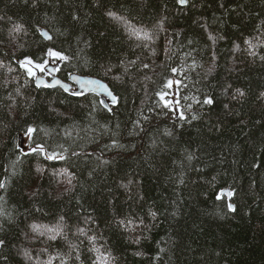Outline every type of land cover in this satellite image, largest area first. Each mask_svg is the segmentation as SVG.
Wrapping results in <instances>:
<instances>
[{"label":"trees","instance_id":"1","mask_svg":"<svg viewBox=\"0 0 264 264\" xmlns=\"http://www.w3.org/2000/svg\"><path fill=\"white\" fill-rule=\"evenodd\" d=\"M25 57L117 102L37 87ZM261 57L264 0H0V264H264Z\"/></svg>","mask_w":264,"mask_h":264},{"label":"snow or ice","instance_id":"2","mask_svg":"<svg viewBox=\"0 0 264 264\" xmlns=\"http://www.w3.org/2000/svg\"><path fill=\"white\" fill-rule=\"evenodd\" d=\"M189 2V0H177V3L180 4V5H187ZM110 16H112L114 19H119L118 17L115 16L114 13H111L109 12L108 13ZM21 30L20 26L17 25L13 28V31L15 32H19ZM41 35L47 39V40H51L52 37L47 33V32H44L42 31L41 32ZM209 39H213L214 38L210 35L209 36ZM246 43H250V41H246ZM253 55H255V53H252ZM47 55L49 57H52L53 59H59V60H67L68 57L62 55L60 52L58 51H54L52 49H48V53ZM261 59H264V57H261ZM20 65L22 68H25L26 71L28 72V75L29 76H35V71L34 69H38L40 72H45L46 70L49 72V74H51V71H54L52 69H48L47 68V65H48V61L47 60H44L43 63H39V64H36L34 63V61L32 60L31 57H25L24 60L22 61H19ZM173 72L176 71V69H173L172 70ZM77 81L81 84L82 87H84L85 85H97L98 87L100 88H103L104 91L107 93V95L111 98L112 102L113 103H116L117 102V98L110 92L107 90L106 86L104 85H101L99 81L97 80H79V78H76ZM44 81L43 80H40V79H37V86H40L41 84H43ZM57 84H61V82L59 80H54L53 81V84L52 85H45V86H54V85H57ZM172 84V81H168V86L170 87ZM61 86L64 88L65 91H68V86L67 85H63L61 84ZM94 90V89H92ZM75 94H79V93H75ZM160 95V98L161 100H164V96L166 94H159ZM240 95H243V93L241 92ZM171 102L170 101H165L164 103V107H168L169 104ZM178 103V102H177ZM204 104H208V105H211L213 103V100L211 98H206L204 101H203ZM197 117L193 116L192 119H196ZM180 119L181 120H184L186 119L185 116L183 115V113L180 114ZM34 131L33 128H28L27 130V133L26 135H29ZM169 135H171V133H168ZM31 152L33 153H40V154H44L45 153V149L42 145H37L35 148H32L31 149ZM27 154V153H25ZM47 159L49 160H53V159H64V157L62 155H58L56 153H50V154H47L46 156ZM187 159L191 160L192 159V155L189 154ZM103 163H108V161H103ZM37 171H40V169H37ZM69 183H71V177H69ZM6 187V184L5 182L3 181H0V189H5ZM126 187V186H125ZM233 193L232 192H227L226 195L228 196H231ZM220 198V197H218ZM0 200H3V197H0ZM227 207L229 208V210H232V211H235V207L233 204H228ZM0 215H6V213L3 212L2 209H0ZM153 216L155 215L154 213L152 214ZM62 221H63V218H61V223L57 224L55 227H47V226H44V225H39V224H31L30 225V228H31V231L33 233H36V234H39L40 236H43L45 235V232H48V233H51V235H49L48 239L49 240H55L57 238V236H59L63 230V226H62ZM121 223H124L123 221H121ZM127 223L131 224L132 221H128ZM142 221L140 222L139 225H137V227H140L142 226ZM43 229V230H42ZM78 231H80L81 233H83V229H78ZM6 246V241L3 239V238H0V247H4ZM95 251L97 253H100V250L99 249H95ZM29 254L27 252H25V256H28ZM3 259H7V257H3ZM110 259H111V256H110V253L105 255L103 253H100L92 262V264H110ZM47 264H52V259L50 258L48 261H47ZM61 264H66V261H62Z\"/></svg>","mask_w":264,"mask_h":264},{"label":"water","instance_id":"3","mask_svg":"<svg viewBox=\"0 0 264 264\" xmlns=\"http://www.w3.org/2000/svg\"><path fill=\"white\" fill-rule=\"evenodd\" d=\"M42 31L47 32L45 29L42 28V29L40 30V34H41ZM47 33H48V32H47ZM48 34H49V33H48ZM41 36H42V35H41ZM42 37H43V36H42ZM43 39H45V38L43 37ZM45 40H47V39H45ZM55 67H56V66H54V65H50V64H48L47 68H48V69H52V70H54V71H51L52 78H51L50 80H47L45 77L40 76V75L38 74V76L36 77V84H37V79H40V80H43V81H44V83L41 84L40 86H42V85H52L54 80H59V81L61 82V84H63V85H67V86H68V89H69L68 91H70V90H71V84H70L69 82L63 81V80L60 79L59 77L54 76ZM76 78H79V80H81V81H83V80H97V81L100 82L101 85L106 86L107 90L110 91V92L114 95V93L111 91V89L109 88V86L107 85V83L104 82L103 80L97 79V78H95V77H91V76H83V75H79V74H71V75L69 76V80H70V82H71V83H74V84L76 85V89L73 91V93H79V94H80V93H88V92H92V93H94V94H96V95H98V96L100 97L101 101L103 102V104H104L105 106H107V103H108V102H112L111 98L107 95V93L104 91L103 88H100V87H98L97 85H85L84 87H82L81 84L77 81ZM61 84H57V85L50 86V87H59V88L64 89V88L61 86ZM92 89H94V90H92ZM114 96H115V95H114ZM115 97H116V96H115ZM116 98H117V97H116ZM112 103H113V102H112ZM227 192H228V190L224 191L223 193H227Z\"/></svg>","mask_w":264,"mask_h":264},{"label":"bare ground","instance_id":"4","mask_svg":"<svg viewBox=\"0 0 264 264\" xmlns=\"http://www.w3.org/2000/svg\"><path fill=\"white\" fill-rule=\"evenodd\" d=\"M44 29V28H43ZM251 43V42H250ZM245 44V43H244ZM252 44V43H251ZM248 47V46H247ZM246 49V48H245ZM54 66H56L57 67V65H54ZM56 67H55V72H54V76H57L56 75ZM49 73V72H48ZM73 74H76V73H73ZM40 76H43V75H41V74H39ZM71 75V74H70ZM69 75V76H70ZM79 75H81V74H79ZM37 76H38V74H37ZM37 76H35L34 77V82H35V84H36V77ZM69 76H68V78H67V80H63V81H66V82H69L70 84H71V90L70 91H66V92H71V93H73V91L76 89V85L74 84V83H71L70 82V80H69ZM83 76H89V75H83ZM43 77H45L47 80H50L51 78H52V75L51 74H49V77H47V76H43ZM58 77V76H57ZM91 77H94V76H91ZM60 78V77H59ZM96 78V77H95ZM61 79V78H60ZM36 86H37V84H36ZM43 86V85H42ZM37 87H41V86H37ZM48 87V86H47ZM50 87V86H49ZM59 88V87H58ZM62 89V88H61ZM64 90V89H63ZM65 91V90H64ZM88 93H92V92H88ZM88 93H80V94H88ZM74 95H80V94H75V93H73ZM103 103V102H102ZM112 104H115V103H112V102H108L107 103V106H105L104 104V106L105 107H107V108H110L111 107V105ZM22 137L23 136H20L19 137V145L20 146H23V139H22ZM226 190H228V192H230L229 191V189H224L223 191H222V194H225L226 195V193H223L224 191H226ZM228 196V195H227Z\"/></svg>","mask_w":264,"mask_h":264},{"label":"rangeland","instance_id":"5","mask_svg":"<svg viewBox=\"0 0 264 264\" xmlns=\"http://www.w3.org/2000/svg\"><path fill=\"white\" fill-rule=\"evenodd\" d=\"M48 64H50V65H57L56 63H54L53 61H50V62H48ZM48 66V65H47ZM34 71H35V76H37V74H41V75H43V76H47L48 77V75H49V73H48V71L46 70L45 72H40L38 69H34ZM34 76V77H35ZM28 138V136H24L23 135V137H22V139H23V146H25V141H26V139Z\"/></svg>","mask_w":264,"mask_h":264},{"label":"flooded vegetation","instance_id":"6","mask_svg":"<svg viewBox=\"0 0 264 264\" xmlns=\"http://www.w3.org/2000/svg\"><path fill=\"white\" fill-rule=\"evenodd\" d=\"M48 77H49V75H48Z\"/></svg>","mask_w":264,"mask_h":264}]
</instances>
